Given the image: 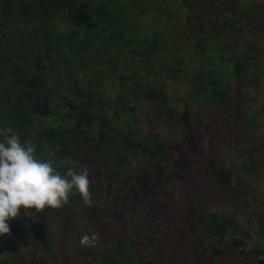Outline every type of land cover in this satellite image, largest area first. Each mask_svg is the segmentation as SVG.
<instances>
[{
	"label": "trees",
	"instance_id": "1",
	"mask_svg": "<svg viewBox=\"0 0 264 264\" xmlns=\"http://www.w3.org/2000/svg\"><path fill=\"white\" fill-rule=\"evenodd\" d=\"M160 110L190 153L142 126ZM263 113L264 0H0V130L61 175L87 168L92 199L74 189L60 209H22L0 236V264H264V189L238 183L264 177V131L234 150L198 155L197 144L199 128L211 141L229 120L256 131ZM178 172L209 175L212 195L235 207L180 198L176 215L150 220L155 184ZM114 223L124 231L110 245H81Z\"/></svg>",
	"mask_w": 264,
	"mask_h": 264
},
{
	"label": "rangeland",
	"instance_id": "2",
	"mask_svg": "<svg viewBox=\"0 0 264 264\" xmlns=\"http://www.w3.org/2000/svg\"><path fill=\"white\" fill-rule=\"evenodd\" d=\"M223 11L227 13V10ZM221 15H216L215 18H213V21L217 20L220 18ZM124 30H119V34H122ZM105 35V34H104ZM103 45V43L100 44V46ZM167 89L171 87L170 85H167ZM200 95L199 97L201 96ZM205 93V92H204ZM196 108V107H195ZM199 108H196L195 111L192 112V114L197 115V112ZM212 117L217 118V116L212 114ZM256 120H257V129L255 130H249L248 132L245 133H240V131L237 129V124L232 122L231 120L228 121L227 123V131L225 134L221 135L220 133L217 134L216 138L217 140H209L208 134L205 130L199 128V131H201V135L198 136V146L200 147L201 151H199L198 155H201L202 152L205 155L208 151H214L216 150H225V149H232L234 150L235 146H229L232 141L237 142V149L240 148L241 146H244L246 144H258L259 143V137H260V132L258 130H263L264 131V113L263 114H257L256 115ZM198 124L200 121L197 122ZM144 128L148 129H154L158 132L160 138H163L164 140H167V142L173 146L176 150L178 151H183L185 153H190V145L187 144L183 137V132H181L177 127H175L171 121L167 118V116H164L161 114L160 111H154L151 118L148 120V122L142 124ZM252 135H255L252 138ZM215 138V139H216ZM221 152V151H220ZM224 153L225 152H221ZM235 154H239V151H236ZM193 155V154H192ZM231 161V164H239L242 158L240 156L235 155V157H231L229 159ZM227 163V162H226ZM259 165L256 166V168ZM172 169V164L168 161L165 160H160V167L159 170L160 175L163 176L165 174H170ZM259 170V169H257ZM263 170V169H262ZM261 171V169H260ZM260 174V173H259ZM188 176V175H187ZM259 176V175H258ZM203 179L197 178V177H186L184 175H181L179 172L175 173L173 176H169L167 179H163L162 182H160V185L155 184L154 190H155V198L153 199L150 197V207L148 208L151 210V217H149L150 220H153L155 218H162L165 215H176V211L179 208L177 205L178 203H175V199H184L188 198L191 202L192 205H196V200H200V202L206 203L211 210H218L221 209V207H227L224 209H232L230 207H235V204L230 206L228 202L225 203V201L222 199L219 200L218 197L212 195L215 194L214 188L211 187L210 185V176L209 175H204L201 177ZM239 181L238 184L240 186H244L245 182L251 183L253 186L252 189H264V177L262 178L260 176V180L253 179L251 181H248L245 176H242L241 178H238ZM234 182V180H233ZM238 187H235V190ZM244 188V187H243ZM224 189V188H223ZM210 192V194H209ZM258 192V191H257ZM208 196H212L211 199H209ZM241 196L240 195H235L231 196L229 200L231 199H236L237 200V205L240 206L241 202ZM174 200V201H173ZM228 200V199H227ZM136 209H138L137 204H129L123 208L120 209L117 213L123 217H128L131 212H134ZM244 214L241 212L239 214H236V217L240 218L243 217ZM144 219V218H143ZM141 219V225H144V221ZM245 220V218H243ZM242 219V220H243ZM241 220V221H242ZM247 226L251 225L252 223H246ZM115 225V230L112 232L106 231V234L103 236H99L98 241L95 243V246H86L87 248H91L92 250H96V248H100L102 246H107L110 245V242H114L115 237L118 235H121L124 231V226L118 223H114ZM251 231V229H249ZM108 236V239H106L104 236ZM72 260L71 261H76V264L78 263V260H80L78 257H70ZM73 264V263H70Z\"/></svg>",
	"mask_w": 264,
	"mask_h": 264
},
{
	"label": "clouds",
	"instance_id": "3",
	"mask_svg": "<svg viewBox=\"0 0 264 264\" xmlns=\"http://www.w3.org/2000/svg\"><path fill=\"white\" fill-rule=\"evenodd\" d=\"M0 236L11 235L9 221L21 215V210L60 209L69 202L73 190L91 206L89 171L81 166L77 172L69 168L65 175L57 170L52 159L41 160L35 154L32 141L24 143L11 128L0 130ZM70 177V179H69ZM99 237L87 234L80 243L95 246Z\"/></svg>",
	"mask_w": 264,
	"mask_h": 264
}]
</instances>
